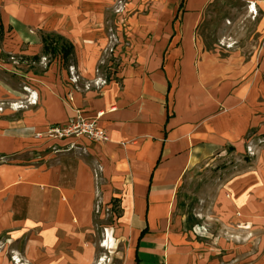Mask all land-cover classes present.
<instances>
[{"label": "crops", "instance_id": "obj_1", "mask_svg": "<svg viewBox=\"0 0 264 264\" xmlns=\"http://www.w3.org/2000/svg\"><path fill=\"white\" fill-rule=\"evenodd\" d=\"M212 1L157 0L159 11L150 14L143 39L125 58L117 46L112 58L121 53L122 63L106 84L89 90L38 85L35 105L0 113V151L12 159L0 163V235L10 227L52 230L47 240L29 237L23 254L14 251L22 262L88 264L92 257L80 244L97 199L118 212L122 230L114 234L124 240L114 250L119 264H197L199 254L179 244L185 239L180 214L178 249L170 243L180 180L241 141L264 114V0L255 1L262 39L251 57L232 53L231 46L222 53L202 48L198 25ZM41 50L30 54L29 48L33 61ZM72 63L62 61L64 67ZM17 97L0 83V99ZM75 116L95 121L108 142L49 141L40 151L71 142L80 149L20 160L34 133Z\"/></svg>", "mask_w": 264, "mask_h": 264}, {"label": "rangeland", "instance_id": "obj_2", "mask_svg": "<svg viewBox=\"0 0 264 264\" xmlns=\"http://www.w3.org/2000/svg\"><path fill=\"white\" fill-rule=\"evenodd\" d=\"M159 6L157 0H0V83L19 93L16 99H0V113L35 105L38 85L96 88L97 81L109 78V60L113 71L117 70L121 56L125 58L131 45L143 39L145 23L152 21L150 14L159 11ZM250 6L246 0L212 1L198 25L196 36L202 48L222 53L231 46L232 53L245 57L257 54L262 12L258 5L251 13ZM41 34L51 39L60 36L71 43L70 61L74 64L64 67L59 55L51 54H39L40 60L33 61L30 54L39 53ZM118 45L123 46L122 55L114 60L112 54ZM30 47L34 53H28ZM36 146L34 140L24 146L20 160L27 163L35 155L61 153L51 149L42 152ZM7 157L0 151V163H10L12 159ZM96 202L92 226L82 234L81 249L92 257L88 264H119L114 250L119 251L124 240L114 234L122 230L116 225L118 212ZM173 202L170 243L178 249L180 214L185 239L179 244L199 254L197 264H264V114L262 123L241 141L186 170ZM50 231L30 226L4 230L0 235L2 264H26L14 251L23 254L29 237L47 240ZM110 249L113 254L105 256Z\"/></svg>", "mask_w": 264, "mask_h": 264}, {"label": "built area", "instance_id": "obj_3", "mask_svg": "<svg viewBox=\"0 0 264 264\" xmlns=\"http://www.w3.org/2000/svg\"><path fill=\"white\" fill-rule=\"evenodd\" d=\"M112 56L114 58H117V55L115 54L114 51ZM111 64L112 62H110L107 67H109V69L111 70V74L109 77L112 79L111 75L114 73V71H113V66ZM106 83H107L106 79H100L95 83V87L99 88ZM24 91H27V93H29L28 88H24ZM32 102L34 103L33 100ZM80 138H84L87 141L98 145H104L106 142H108V135L106 131L98 127L95 121L84 120L83 118H80L78 116L70 118V120H68L65 123L51 126L45 131L38 132L33 136V139L37 145L36 147L39 148L48 144L49 141L80 139ZM75 148L80 149V147L76 146L73 142L69 143L66 147H60L58 149H55L54 146L52 145L48 146V149H51L52 151H56L58 153L63 151H71Z\"/></svg>", "mask_w": 264, "mask_h": 264}, {"label": "trees", "instance_id": "obj_4", "mask_svg": "<svg viewBox=\"0 0 264 264\" xmlns=\"http://www.w3.org/2000/svg\"><path fill=\"white\" fill-rule=\"evenodd\" d=\"M2 40V26H0V41ZM40 41L42 44L41 54L42 56L51 54L54 57L61 56V60L65 65H69L71 62V56L73 54V46L65 38L58 36L56 39H51L49 36L40 35ZM41 56V57H42ZM40 60L36 56L35 60ZM143 234V232L141 233Z\"/></svg>", "mask_w": 264, "mask_h": 264}, {"label": "bare ground", "instance_id": "obj_5", "mask_svg": "<svg viewBox=\"0 0 264 264\" xmlns=\"http://www.w3.org/2000/svg\"><path fill=\"white\" fill-rule=\"evenodd\" d=\"M250 12H251V13H255V12H256L255 2H252V3H251V6H250Z\"/></svg>", "mask_w": 264, "mask_h": 264}]
</instances>
